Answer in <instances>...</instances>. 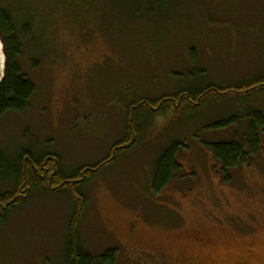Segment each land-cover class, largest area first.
Segmentation results:
<instances>
[{"label":"rangeland","instance_id":"374dc122","mask_svg":"<svg viewBox=\"0 0 264 264\" xmlns=\"http://www.w3.org/2000/svg\"><path fill=\"white\" fill-rule=\"evenodd\" d=\"M0 6L33 38L19 63L36 86L25 112L0 121V149L51 152L66 175L110 156L87 181L23 191L0 221V264H61L76 212L84 249L114 250V264H264V0ZM208 86L203 106L139 104ZM129 111L139 131L117 147ZM233 141L245 156L223 171L210 146ZM168 149L176 171L158 192ZM55 160L37 174L51 177Z\"/></svg>","mask_w":264,"mask_h":264},{"label":"trees","instance_id":"16d2710c","mask_svg":"<svg viewBox=\"0 0 264 264\" xmlns=\"http://www.w3.org/2000/svg\"><path fill=\"white\" fill-rule=\"evenodd\" d=\"M11 20L8 10L0 6V40L5 55L4 75L0 82V121L7 114H21L25 112L36 92V86L23 73L19 63L24 47L30 45L29 41H32L33 38L23 39L22 36L27 31V26H24L25 31L21 33ZM259 82L263 85L264 77ZM212 88L208 86L200 90L179 89L169 96L158 100L140 102L139 104H150V106L158 107L160 104L161 106H166L167 103H172L178 106L185 99L188 103L194 104L195 107L197 105L203 106L206 101L205 97ZM129 112H131V116L127 125L128 135L118 142L117 147L127 144L130 140V133L135 136L138 134V126L137 128L134 126L135 114L133 111ZM117 147H112V150H115ZM210 149L213 158L218 161L223 171L235 167L240 158L245 156V144L242 145L235 141L213 144L210 146ZM173 158L174 154L169 149L165 150L159 157L152 183V188L155 191L159 192V190H162L173 178L176 171L175 160ZM51 159H57L55 160L53 175L48 179H46L47 177H40L36 172L37 168L42 167L45 160ZM109 161L110 156L91 166H82L66 175L62 172L63 168L60 160L51 152L36 155L30 150H20L11 156L0 149V221L5 220L6 215L16 207V203L23 198H27L36 186L45 188V186H52L58 182L59 184H64L71 180L87 181L91 177L90 174H94L98 168L103 166V164L109 163ZM23 191L26 192L27 197H23L21 194ZM70 198H74L73 200L77 201L81 208L82 204L86 203V198L79 191V186H75ZM80 221L81 217L77 212L69 219L67 239L62 253L61 264H114V256L116 255L114 250H107L100 255L93 256L84 249L79 233Z\"/></svg>","mask_w":264,"mask_h":264},{"label":"water","instance_id":"95a60500","mask_svg":"<svg viewBox=\"0 0 264 264\" xmlns=\"http://www.w3.org/2000/svg\"><path fill=\"white\" fill-rule=\"evenodd\" d=\"M4 68H5V55H4V51H3V45H2V42L0 40V82H1L3 75H4Z\"/></svg>","mask_w":264,"mask_h":264}]
</instances>
